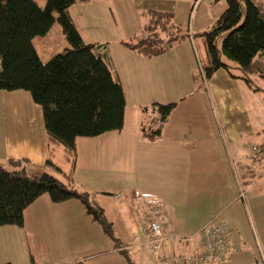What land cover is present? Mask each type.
I'll use <instances>...</instances> for the list:
<instances>
[{"label": "crops", "instance_id": "1", "mask_svg": "<svg viewBox=\"0 0 264 264\" xmlns=\"http://www.w3.org/2000/svg\"><path fill=\"white\" fill-rule=\"evenodd\" d=\"M179 1L190 0H76L69 9L83 42L104 46L124 94V122L119 132L76 139L73 171L62 148L52 151V161L71 173L75 190L93 194L122 250L79 201L54 204L42 195L24 210L22 227H0V264H127L121 252L132 264H166L176 256L198 255L197 234L215 222L226 226L238 249L224 264H264V171L250 152L264 143V102L260 92L223 69L203 80L191 45L213 23L190 34L175 22ZM151 13L170 15V29L180 30V38L146 58L125 44L143 36ZM152 103L175 107L160 138L148 141L142 128L158 119L149 110ZM48 155L41 108L27 92H0V166L19 169L8 162L26 161L42 167ZM145 195L159 204L162 235L176 238L155 254L147 244Z\"/></svg>", "mask_w": 264, "mask_h": 264}, {"label": "trees", "instance_id": "2", "mask_svg": "<svg viewBox=\"0 0 264 264\" xmlns=\"http://www.w3.org/2000/svg\"><path fill=\"white\" fill-rule=\"evenodd\" d=\"M223 1L226 8L209 30L194 35L201 38L205 50L206 63L201 65L203 80L223 69L231 77L242 80L253 93L260 92L252 79L264 81V5L258 0ZM75 3L76 0H46L44 8H39L33 0H0V92L24 91L30 95L42 110L49 146L48 159L42 167L26 161L8 162L12 168L19 165V169L0 166V227H22L24 210L42 195H47L54 204L77 200L121 251L122 244L113 225L94 201L93 194L75 190L71 173L65 174L52 161V151L62 148L73 171L76 139L119 132L124 122L122 87L112 77L104 46L86 44L81 39L69 15ZM150 16L143 36L132 44H125L146 58L165 51L160 35L172 27L170 15L151 13ZM55 21L62 29L68 48L43 63L32 41L45 36ZM150 30H157L158 34L155 36ZM179 31L170 36L169 43L180 38L176 36ZM232 70L239 75H234ZM174 107V103H152L149 110L157 115L158 124L156 128H142V136L148 141L158 140L162 125ZM251 155L261 162L264 171L263 159L252 151ZM232 248L234 252L227 261L209 264L228 262L238 250ZM121 253L127 264H132L127 254Z\"/></svg>", "mask_w": 264, "mask_h": 264}, {"label": "rangeland", "instance_id": "3", "mask_svg": "<svg viewBox=\"0 0 264 264\" xmlns=\"http://www.w3.org/2000/svg\"><path fill=\"white\" fill-rule=\"evenodd\" d=\"M33 1L37 4L39 8H44L46 0H33ZM258 1L262 2L264 5V0H258ZM212 2L213 4L211 5ZM177 6L179 7V13H178V18L176 14L175 22L181 23L184 29L188 27V31L190 34H192L193 32L194 34H196V31H202L204 28L207 29V27L213 23V21L226 8V3L223 0L216 2H214V0H198L197 2L196 0H192V1L190 0L189 2L179 1ZM54 17L56 19V14H54ZM150 32H152L155 36L156 34H158L156 33L157 30L154 31L150 30ZM174 32L175 31L173 29L167 28L165 30V33H162V34H166L163 36V41L165 46H168V44L172 43V42L169 43L168 40L171 38L170 36L174 35ZM63 36L64 35L61 27L55 21L52 28L45 36L36 37L33 39L32 41L33 47L37 51L40 59L43 62L48 61L50 57H52V55H56L62 52L64 49L68 48V44L66 43L65 37ZM191 46L192 48L193 47L197 48L196 51L197 53L195 52V56H194V60L196 64L203 65L204 54L201 52L200 49L201 43L199 41V38L198 40L195 41V43L193 41ZM232 73L234 75H239V73L235 70H232ZM252 81H253L252 83L255 85V88L260 90L259 94L261 95H259V98L264 102V81L258 78H253ZM149 112L151 113V111ZM157 120L154 119L148 120V123L144 124V127L146 129L156 128L158 124ZM259 166H260L259 168L262 169L261 163L259 164ZM260 193L261 192L259 188L257 187L254 188V194L258 195Z\"/></svg>", "mask_w": 264, "mask_h": 264}, {"label": "built area", "instance_id": "4", "mask_svg": "<svg viewBox=\"0 0 264 264\" xmlns=\"http://www.w3.org/2000/svg\"><path fill=\"white\" fill-rule=\"evenodd\" d=\"M251 151L261 157L264 161V145L253 146ZM147 199L149 206V235L147 244L150 252L155 254L169 240L176 238L163 236L156 218L159 214V204L149 196H142ZM202 251L194 257L176 256L165 260L166 264H209L223 263L234 252L230 243V237L226 226L222 222L205 225L199 231Z\"/></svg>", "mask_w": 264, "mask_h": 264}]
</instances>
